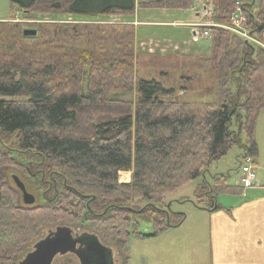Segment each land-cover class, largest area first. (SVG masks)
<instances>
[{
	"label": "trees",
	"instance_id": "16d2710c",
	"mask_svg": "<svg viewBox=\"0 0 264 264\" xmlns=\"http://www.w3.org/2000/svg\"><path fill=\"white\" fill-rule=\"evenodd\" d=\"M9 4L22 20L36 14L86 19L134 17L137 9L188 10L192 0ZM205 6L211 12L203 15L205 21L222 26L232 25L241 11L250 35L260 39L262 0H208ZM6 19H0V264H16L45 226L88 224L101 242L116 245L125 257L122 264H128L130 240L182 224L185 215L171 210L167 195L201 178L193 203L214 211L216 196L233 187L221 176L207 182L209 165L234 146L257 156L255 121L264 111L263 48L222 27L202 26L201 31H208L207 57L186 63L180 60L187 56H151L158 60L150 62L152 69L168 77L164 83L151 72L143 76L134 70L131 24L28 25ZM27 27L36 35L24 36ZM79 42L96 45L97 51H78ZM203 77L210 85L199 96L178 95ZM126 94L133 96L116 97ZM14 136L17 140L10 143ZM119 172H130V182L120 183ZM12 175L35 193L33 204L22 203ZM140 223H149L152 232L141 233ZM63 264L78 262L66 259Z\"/></svg>",
	"mask_w": 264,
	"mask_h": 264
},
{
	"label": "rangeland",
	"instance_id": "374dc122",
	"mask_svg": "<svg viewBox=\"0 0 264 264\" xmlns=\"http://www.w3.org/2000/svg\"><path fill=\"white\" fill-rule=\"evenodd\" d=\"M138 1L140 0H137V2ZM207 4L208 0H192L190 8L188 10L181 11L137 9L134 17L101 16L85 19L67 14H36L32 19L22 20L21 18H23V16L17 13L16 10L11 12L9 0H0V18H10L5 21L12 23L26 22L28 25H32L33 23L84 22L98 24H131L135 27L134 70L143 76H148L151 72L159 81L165 83L169 82L167 79L168 77H160L157 74V71L152 69L153 67L150 62L154 61L157 63L158 60H156V58H152L151 56L177 55L181 58L183 56H187L189 57L186 58L187 60L185 59L180 61L193 63L196 61L194 60L195 57L200 55L196 53H201L199 50L196 52V48L203 47L205 53L209 52V42L205 40L206 35H204L203 31H201V27L205 24V19L204 21H198L197 19L199 14L203 17L204 8ZM176 27H179V29H186V31L184 30L185 36L177 32ZM27 28L32 29V27ZM245 40L254 45V47H262L261 43L257 41L253 35L250 39L246 38ZM95 46L96 45L89 46L85 45L83 42H79L76 44V50L82 51L92 48L97 51ZM71 48H74V44L69 47V49ZM208 55L206 54V56ZM200 56L203 57L202 55ZM188 68H185V70ZM167 72L170 73L169 70H167ZM198 84L199 85L193 88L194 90H191V87L189 86L190 89H188L186 93L179 92L178 95L184 99L193 94L199 96V93H202L203 88L208 86L209 83L206 82L203 77V80L200 79ZM132 96L133 94H126L124 96L116 97L119 99L129 100ZM17 138V136H14L9 140V142L11 143V141H16ZM255 138H257L261 154L260 159L257 160L258 164L256 165V175H259L262 173L261 171L263 170L261 168L264 166V111L260 112L258 123L255 121L254 139ZM241 139L244 141V136H242ZM240 151V146H234L220 159L212 162L204 174V179L210 183L214 177H220L222 174L225 177V180L229 181V184H234L238 180L239 168L244 157L243 154L239 165L237 155ZM13 173L18 175V177L25 184L27 183L19 172L14 170ZM119 173L118 180L120 183L130 182V172ZM125 173H127V177L122 175ZM201 181V178L196 179L175 193L167 195L166 202L171 203V210L185 215L182 224L154 237L130 240L128 243V264H211V256L208 245V218L207 215L205 216V214H202L200 209L196 208L193 203L194 190ZM28 192L32 193L31 191ZM202 224H204L202 229L196 228ZM139 225L141 233L150 234L152 232V227L149 223H140ZM56 226L57 225H48L40 229L38 232V239L25 246L21 255L16 259V264L22 260L28 252L32 251L33 245L37 240L43 239L47 233L54 230ZM72 229L74 233L78 234L81 232L92 233L89 224L88 226H72ZM189 233L192 235L194 234L192 243L194 249L191 253H187V246L183 242L185 236ZM102 243L111 247L114 264H122L125 257L120 253L118 247L104 241H102ZM66 259L77 261L73 254L67 253L65 255H57L53 260V264H63Z\"/></svg>",
	"mask_w": 264,
	"mask_h": 264
},
{
	"label": "crops",
	"instance_id": "0c3cea01",
	"mask_svg": "<svg viewBox=\"0 0 264 264\" xmlns=\"http://www.w3.org/2000/svg\"><path fill=\"white\" fill-rule=\"evenodd\" d=\"M262 2L264 3V0ZM197 19L204 21L200 14ZM176 28L177 32L185 36L184 30L186 31V29ZM256 40L261 43V48L264 49V31L261 33L260 39ZM198 50L201 53L196 54L207 57L208 52L205 53L203 47L196 48V52ZM259 118L260 113L256 123ZM255 143L257 156L252 158L256 166L261 154L257 138H255ZM240 149L241 151L237 155L239 165L242 155L245 154L241 147ZM261 169L263 171L256 175L255 183L245 188L238 184V180L234 184H229V181L225 180L221 174L223 183L232 186L233 190L229 194L216 196L215 204L218 207L216 210L200 209L202 214L207 215L208 218V245L211 264H264V166ZM203 226L204 224L196 228L202 229ZM193 239L194 234L189 233L185 236L183 242L187 246V253L193 252Z\"/></svg>",
	"mask_w": 264,
	"mask_h": 264
},
{
	"label": "water",
	"instance_id": "95a60500",
	"mask_svg": "<svg viewBox=\"0 0 264 264\" xmlns=\"http://www.w3.org/2000/svg\"><path fill=\"white\" fill-rule=\"evenodd\" d=\"M24 36L36 35L34 29H24ZM12 180L21 192V200L25 205L34 203V197L27 192L23 182L12 175ZM73 254L78 264H114L111 247L101 242L93 233H74L72 227L60 225L51 230L43 239H39L33 245L18 264H53L57 255Z\"/></svg>",
	"mask_w": 264,
	"mask_h": 264
},
{
	"label": "built area",
	"instance_id": "2783aa9c",
	"mask_svg": "<svg viewBox=\"0 0 264 264\" xmlns=\"http://www.w3.org/2000/svg\"><path fill=\"white\" fill-rule=\"evenodd\" d=\"M211 12L208 9H204L203 14L209 15ZM245 17L242 14L241 11H238L235 13V15L232 17L231 24L232 25H218L213 22H206L203 26H218L222 27L226 30L231 31L232 33L237 34L238 36L244 38V39H250V33L248 29L245 27ZM204 35H208V31H203ZM195 37V34H194ZM256 180V170L253 162V158L250 155H245L243 157V162L240 165V173L238 177V183L242 187H249L252 186L255 183Z\"/></svg>",
	"mask_w": 264,
	"mask_h": 264
},
{
	"label": "bare ground",
	"instance_id": "6f19581e",
	"mask_svg": "<svg viewBox=\"0 0 264 264\" xmlns=\"http://www.w3.org/2000/svg\"><path fill=\"white\" fill-rule=\"evenodd\" d=\"M121 174V173H120ZM122 175H125L126 177H127V173H125V174H122ZM125 183H128V182H125Z\"/></svg>",
	"mask_w": 264,
	"mask_h": 264
}]
</instances>
